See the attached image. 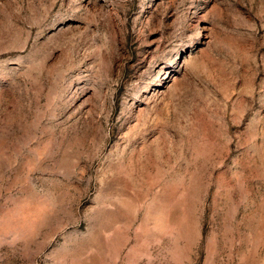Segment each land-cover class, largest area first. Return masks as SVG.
Here are the masks:
<instances>
[{
  "label": "rangeland",
  "instance_id": "1",
  "mask_svg": "<svg viewBox=\"0 0 264 264\" xmlns=\"http://www.w3.org/2000/svg\"><path fill=\"white\" fill-rule=\"evenodd\" d=\"M0 264H264V0H0Z\"/></svg>",
  "mask_w": 264,
  "mask_h": 264
}]
</instances>
